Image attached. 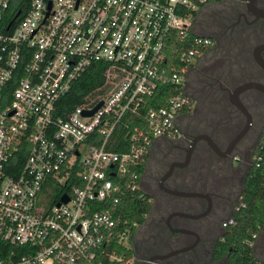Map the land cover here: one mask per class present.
I'll use <instances>...</instances> for the list:
<instances>
[{"label": "built area", "instance_id": "built-area-1", "mask_svg": "<svg viewBox=\"0 0 264 264\" xmlns=\"http://www.w3.org/2000/svg\"><path fill=\"white\" fill-rule=\"evenodd\" d=\"M13 1L0 0V27ZM196 1L26 0L23 14L14 12L18 20L2 25L0 264L122 261L112 246L130 249V232L138 226L122 222L114 206L124 192L140 190L141 175L134 169L153 141L181 138L182 111L192 106L183 91V70L211 44L202 36L187 40L191 17L181 12L220 0ZM176 41L180 72L166 57ZM97 64L103 66L101 85L56 116L57 102ZM13 79L5 101L4 88ZM158 87L170 95L162 107L143 112ZM125 116L141 118L143 125L133 127L128 150L118 154L109 142ZM23 152V162L14 163ZM254 159L258 166L260 157ZM55 187L64 190L48 203ZM62 196L67 202H60ZM233 224L227 218L220 227Z\"/></svg>", "mask_w": 264, "mask_h": 264}, {"label": "flooded vegetation", "instance_id": "flooded-vegetation-1", "mask_svg": "<svg viewBox=\"0 0 264 264\" xmlns=\"http://www.w3.org/2000/svg\"><path fill=\"white\" fill-rule=\"evenodd\" d=\"M259 10H264V0H252L251 2H248V0H227V2H225L222 6L221 16H219L221 22L218 21L217 25L214 26V31L212 34L208 35L211 40V56H208L204 59V63L201 64L200 68H187L183 75V91L187 96L192 98V107L194 112L198 111V103L201 98H199L201 94L200 90L203 89V86L200 89H197V87L201 83L204 84V82H206L209 87L216 85L217 90L226 93L227 103V90L231 91L235 87L247 82L258 83L264 87V71L254 63L252 58L253 50L256 47L264 44V18L257 16V12ZM245 40L252 41V47L249 49V56L252 62L253 70H251V67L245 64L243 61V55H245V49H243L244 47H239L240 44ZM259 56L264 62V50L259 51ZM203 57L204 54L200 59H203ZM205 64L206 68L203 69ZM235 75L244 77V80L230 87L231 80L236 77ZM238 99L249 113L251 122L252 120H257L262 124V129L264 127V94L255 89H250L241 92L238 95ZM230 106L234 110L236 116L228 117L229 124L227 122L226 127L223 128L222 126H216L214 130V136L211 135V138L213 139L212 141L221 151L226 148L230 140L242 129L244 125L243 116L232 105ZM193 116H195L193 113L190 114V118ZM241 120L243 121L242 123L240 122ZM249 127L240 141L234 146L232 152L223 159L227 160V162L231 165H233L231 160L232 154H234L237 150H240L239 147H242L243 149L240 150L241 152H238L243 156H247L249 150L256 143L259 132L251 136L252 140L250 139L248 141H243V139L248 134ZM181 128L185 134L192 132L191 129L193 130L191 124L188 122H182ZM228 132L232 134V136L226 138L225 136ZM196 135L199 134L197 133L190 136L189 138H186V148L190 140ZM171 142L172 141L168 142L171 150L183 152V157L181 160L175 159L172 162L183 161L186 148H182L179 144L172 145ZM198 144H200V142L195 144L188 164L193 162V154L195 157V149ZM169 178L167 180H170L174 184L178 182V179L176 178ZM166 181L163 183L164 187L166 186ZM157 183L156 189L160 191L158 189ZM176 188L177 187H175L174 190H176ZM147 189L149 190L150 188L147 187ZM150 190L152 191L154 188L152 187ZM148 195L150 196L152 208L148 213L143 226V237L140 240L141 242L139 241L141 245L140 249L139 243L137 244L139 253L137 247L135 244H133L134 258L132 264L224 263V258L222 260H212L215 246L220 241V237L224 234V229H222L219 224L221 218L226 216L228 213L226 204L224 202L213 198L210 194H206L209 196L211 202L210 210L206 216L196 220L171 217L168 220V224L172 229H181L188 232L187 234H178L171 233L165 224L167 216L174 212L167 213L166 215L165 213L159 215L157 214V216L156 213H158L157 211H160L161 203L156 202L154 195ZM183 200H185V203L181 204L182 206L185 205L183 213L198 215L206 208L205 200ZM174 245L176 246L175 249L171 247ZM188 247L190 248L183 253L168 257L166 259L152 260V262L149 263L150 258L164 256L171 251ZM164 248L166 250H164Z\"/></svg>", "mask_w": 264, "mask_h": 264}, {"label": "trees", "instance_id": "trees-1", "mask_svg": "<svg viewBox=\"0 0 264 264\" xmlns=\"http://www.w3.org/2000/svg\"><path fill=\"white\" fill-rule=\"evenodd\" d=\"M192 3L197 4L196 0H190ZM8 8L7 12L4 14L2 19V25L7 24L12 21L14 24L17 20H14V15L16 11L23 14V9L26 7V0H16L13 1ZM25 4V5H24ZM204 6L198 5L195 11L183 10L181 13L190 15L194 18L197 11ZM0 27V32L5 33V27ZM192 36H198L191 33L188 35L187 40H190ZM210 39V37L206 36ZM178 42L171 43L167 49L166 57L169 59L171 65L175 68V71L180 72L184 69V66L179 61L180 52L174 53V49ZM210 52V47L204 50V55H208ZM201 60V59H199ZM194 61L189 69H194L196 62ZM198 65V64H197ZM187 69V68H186ZM20 70V67L17 69ZM102 71L103 66L101 64L90 66L82 76L74 82L66 96L59 100L56 104V116L63 117L66 111L72 109L76 105L80 104L84 97L92 92L102 83ZM16 80V77H15ZM13 83L7 84L4 88V100L9 99V91L14 88ZM9 89V91H8ZM6 90V93H5ZM170 89L167 87H158L155 94L144 101V110L155 109L162 107L164 105L165 99L170 95ZM171 92H175L171 90ZM192 100V98H191ZM4 102V101H3ZM192 107V106H191ZM192 109L183 110V118H190V111ZM182 120V119H181ZM179 123V127L181 128ZM143 125L142 119L138 117L125 116L116 125L113 134L110 138L109 148L111 151L118 154L125 153L128 150V135L131 134L133 127H141ZM193 128V127H192ZM181 138L180 139H157L154 140L151 147L157 141H186L193 134H197L196 130L185 134L181 128ZM210 138L211 135H208ZM212 139V138H211ZM213 140V139H212ZM100 139L95 140V144H98ZM207 148V147H206ZM209 154L211 158L216 161L215 169L211 170L209 173H204L202 169L203 164L200 159V155L194 157L193 162L194 170L188 171L187 168L180 170L183 177L178 179V186L180 183L186 184L188 187L190 185H196V189H189L187 187L176 188L179 191L186 192H198L203 194H210L213 198L219 199L226 204L228 210V218H232L234 224L226 229H224V234L220 237V241L215 246L212 260H222L223 264H264V262L258 260L254 254V242L259 235V233L264 232V127L259 131L256 143L249 150L247 156H242L238 153L236 156L238 158L235 163L236 166L231 165L227 160L216 157L209 149ZM149 150L145 155L144 163L140 166L135 167V172L139 175H144L146 167V159L149 156ZM206 154V152H204ZM205 160H208L207 155H205ZM260 157L258 166H256L255 157ZM24 160V152L21 156L16 155L13 159L14 163H22ZM221 164H223L221 166ZM233 171V173H232ZM176 172V170H175ZM175 179V173L173 172L169 179ZM177 179V178H176ZM170 180L166 181V188H175L168 185ZM177 186V187H178ZM55 194L54 197L48 200V203L55 201L58 198V194L63 192L64 189H57L56 187L52 189ZM106 204H99L97 208H105ZM238 207L237 210L235 208ZM152 203L150 201V196L139 191L129 192L126 191L120 195L118 203L114 206V214L118 218L127 224L135 223L137 226L143 227L146 221L148 213L151 211ZM222 221H220L221 223ZM135 230L132 229L130 236L132 237ZM255 236L253 239L252 237ZM130 249L125 250L120 245H113L117 256L122 257V261L116 262L111 261L106 264H124V261L129 260L127 264H132L134 258L133 242L132 239L129 240Z\"/></svg>", "mask_w": 264, "mask_h": 264}, {"label": "rangeland", "instance_id": "rangeland-1", "mask_svg": "<svg viewBox=\"0 0 264 264\" xmlns=\"http://www.w3.org/2000/svg\"><path fill=\"white\" fill-rule=\"evenodd\" d=\"M225 2H227V0H220L216 3L206 5L200 10H198L196 16L194 18H191L188 21L189 31L193 34H196L198 36H202L205 38L206 36L211 35L212 32L214 31V26L217 25L218 21L221 22V19H219V16H221L222 6L224 5ZM239 47L240 48L244 47L243 49H245L244 50L245 55H243V61L245 64L251 67V70H253L252 62L249 56V49L252 47V41L245 40L243 43L240 44ZM208 56H211V54L208 53V55L207 54L204 55L203 59L196 62L195 68H200L201 64L204 63V59ZM206 64L203 67V69L206 68ZM185 70H183V75L185 73ZM235 76L236 77L231 80L230 87L244 80V77L242 76H237V75ZM202 86H203V89L200 90L201 94L199 98L200 97L201 98L198 103V111L194 112L193 107H191L192 110L190 111L189 114L193 113V115L195 116L191 117L189 122L187 120L188 119L187 117L185 119L182 118V120H180V123L182 122L190 123L191 127H193V130L195 129L196 133L198 134H206V135L214 136L215 134L214 130L216 126H222L223 128L226 127L227 126L226 124L229 120L228 117H232L236 115H235L234 110L231 108V106L226 101L225 92L217 90L216 85H214L213 87H209L206 82H204V84L202 83L199 84L197 89L202 88ZM240 122L242 123L243 121L241 120ZM261 125L262 124L259 123L257 120L256 121L252 120L251 126L249 127V130H248V134L243 139V141L250 140L252 135L259 132L261 129ZM179 129L181 130L180 127ZM231 131H232V128H231ZM190 134L194 135V132ZM230 136H232V134L228 132L226 133L225 137L228 138ZM171 143L172 145L179 144L182 148H186V145H187L186 141H172ZM206 149H208L206 148V145L203 142H200V144L196 146L195 154L201 156L200 159L202 160V164H203V167L201 170H203L204 173H209L211 172V170H216L215 165L217 163L214 160V158L213 159L211 158L212 157L211 154H209L208 150ZM239 149L242 150L243 148L239 147ZM240 150H237L232 155H237L239 152H241ZM204 152H206V154H204ZM205 155H207L208 160H205L206 158ZM182 157H183V152H177L175 150H171L167 141L159 140L156 143H154L152 147H150L149 156L146 159L145 172H144V175H142L140 178L139 188L141 192L147 195L148 194L154 195L156 202L161 203V209L160 211H157L158 213H156V215L157 214L159 215L162 213L163 214L165 213L166 215L167 213H170V212H184L183 209L185 208V205L183 204L184 206H182L181 204L185 203V200L168 196L164 194L163 192L158 191L156 189V183L158 179L160 178V176L166 171L168 165L175 159L181 160ZM222 165L223 164H221V166ZM233 166H236V164H234ZM186 168L188 171L190 170L192 171L194 170V164L189 163ZM180 170L182 169H177L176 172L174 171L177 179H179L180 177H183L182 172H180ZM178 182L174 184L173 182L170 181L168 182V185L177 187L179 184ZM184 186L189 189L197 188L196 185L191 184L190 187H188L186 184H183V183H180V185L177 188L181 189ZM147 187L150 189H152L153 187L154 190L152 191L150 189L148 190ZM227 215L222 217L221 221L227 219L228 218ZM143 230H144L143 227L138 226L135 230V235L132 238V242L133 244H135L137 249H138L137 244L143 237ZM258 241L259 240H257V242ZM260 241L261 243L256 242V244L258 245L257 247L255 245V251H256V255L258 253L262 255V261L264 262V237L263 238L260 237ZM171 247L175 249L176 246L174 245ZM140 248H141V245L139 243V249ZM139 249H138V253H139ZM164 250L166 249L164 248Z\"/></svg>", "mask_w": 264, "mask_h": 264}, {"label": "water", "instance_id": "water-1", "mask_svg": "<svg viewBox=\"0 0 264 264\" xmlns=\"http://www.w3.org/2000/svg\"><path fill=\"white\" fill-rule=\"evenodd\" d=\"M252 0H248V2H251ZM16 16V15H15ZM257 16L258 17H262L264 18V10H259L257 12ZM264 50V44L260 45L258 47H256L253 52H252V58L254 63L261 69L264 71V62L262 61L261 57L259 56V51ZM250 89H255L257 91H260L261 93L264 94V87L258 83H254V82H247L244 84H241L237 87H235L233 90H227V100L228 103L230 105H232L244 118V125L242 127V129L230 140V142L228 143V145L226 146V148L221 151L217 145L212 141V139L206 135V134H199L194 136L186 150H185V156L183 161L181 162H171L166 171L160 176L157 186L158 189L163 192L166 195H169L171 197H175V198H180V199H202L206 201V208L205 210L198 214V215H193V214H188V213H183V212H174L171 213L167 216V219L165 221V224L167 226V229L171 232V233H178V234H187L188 232L181 230V229H172L169 224H168V220L171 217H178V218H186V219H190V220H196L199 219L201 217H204L208 214L210 207H211V202H210V198L208 195L203 194V193H198V192H186V191H179V190H174V189H168L166 187L163 186V183L171 176L172 172L175 169H183L187 166L188 162H189V158L191 155V152L195 146V144L197 142H203L206 147L218 158L224 159L226 158L233 150L234 146L240 141V139L243 137V135L246 133L248 127L251 124V117L249 115V113L246 111V109L244 108V106L241 104V102L238 99V95L246 90H250ZM100 106V103H98L91 111L89 112H84L83 115H91L98 107ZM60 202L65 203L67 202V198L65 196H62L60 198ZM190 247L188 248H181L178 250H174L169 252L168 254L164 255V256H157L154 258H150L149 259V263L152 262V260H160V259H166L168 257L183 253L185 251H187Z\"/></svg>", "mask_w": 264, "mask_h": 264}, {"label": "crops", "instance_id": "crops-1", "mask_svg": "<svg viewBox=\"0 0 264 264\" xmlns=\"http://www.w3.org/2000/svg\"><path fill=\"white\" fill-rule=\"evenodd\" d=\"M184 116L182 115L181 117H180V120L183 118ZM180 120H179V123H180ZM235 163H233V165H234ZM260 237L261 238H263L264 237V232H261V233H259V235L257 236V238H256V240H255V242H254V254H255V256H256V258L258 259V260H260V261H262V255L260 254V253H258L257 255H256V251H255V245H256V247H257V245L258 244H256V242H257V240H259L257 243H261V241H260ZM263 243V242H262ZM259 248H260V246H259ZM263 262V261H262Z\"/></svg>", "mask_w": 264, "mask_h": 264}]
</instances>
